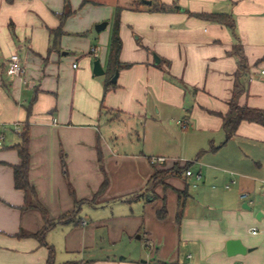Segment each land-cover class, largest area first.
<instances>
[{"label": "crops", "instance_id": "0c3cea01", "mask_svg": "<svg viewBox=\"0 0 264 264\" xmlns=\"http://www.w3.org/2000/svg\"><path fill=\"white\" fill-rule=\"evenodd\" d=\"M156 3L172 10H151ZM201 13L227 14L233 27L189 15ZM116 26L122 68L113 74ZM12 54L23 77L6 73ZM261 72L264 0H0V264L48 255L27 235L44 221L21 210L26 196L13 183L24 129L27 178L48 218L91 202L79 225L46 233L55 264H264V126L243 121L224 143L221 118L235 85L237 105L264 111ZM187 162L190 176L151 187L154 170ZM230 240L247 251L228 255Z\"/></svg>", "mask_w": 264, "mask_h": 264}, {"label": "trees", "instance_id": "16d2710c", "mask_svg": "<svg viewBox=\"0 0 264 264\" xmlns=\"http://www.w3.org/2000/svg\"><path fill=\"white\" fill-rule=\"evenodd\" d=\"M67 7L68 6L66 5V9L60 15L59 27L54 32L56 37L61 34L62 25L65 19L70 14V11ZM151 10L164 13V12L171 11L172 7L167 6L163 3H156L155 5H153ZM189 15L192 17L198 18V19L223 24L229 28L233 27L232 19L227 14L201 13V14H189ZM120 48H121V41L119 39L117 26H116V28L114 29V32L112 33L111 42H110V52H109V64H110V68L113 74L122 68L121 63L119 62ZM114 86L115 84H112V83L110 84L108 82V84L105 87V91L114 89ZM237 94H238V89H237V85H235L234 90H233L232 100L228 103V111L225 115L221 116L222 129L225 133L224 143L234 137L238 125L243 121L256 123V124L264 126V111L237 105L235 102V97L237 96ZM13 148L16 150L18 157L20 158V164L18 166L13 167L14 187L17 190L23 191L26 196V204L22 207L21 210L22 211H25L28 209L37 210L40 213L44 221L43 227L37 233L27 234V235L36 239L40 245L46 247L48 251L46 264H55L54 263V250L51 246H48L45 242L46 233L57 225H62V226L79 225L80 220L78 216L80 213L81 206L84 203H91V202L90 201L75 202V206L72 212L64 214L60 216L59 218H57L56 220H50L48 218L46 209L37 200L35 190L31 186L27 178L28 165H29V153H28V134H27L26 129H24V131L20 135V142L17 145L13 146ZM213 149H216V148L212 147L211 150ZM189 166H190V163L187 162L182 167H179L178 164H174V166L168 170H163V171L154 170L149 183L151 184V187H154L157 184H161L163 179L167 177L178 176L179 174L188 171ZM62 170L64 171V175H65L66 171H65L64 158H62ZM105 187H106V181L102 183L99 193H101L105 189ZM70 192L72 193L71 189H70ZM186 198H187V192L185 190L182 192L181 191L178 192V218L181 215V212L184 206V200ZM156 215L158 219H164L166 215V211L164 207L158 210ZM17 236L23 237V236H26V234L21 232ZM64 264H75V263H64Z\"/></svg>", "mask_w": 264, "mask_h": 264}, {"label": "built area", "instance_id": "2783aa9c", "mask_svg": "<svg viewBox=\"0 0 264 264\" xmlns=\"http://www.w3.org/2000/svg\"><path fill=\"white\" fill-rule=\"evenodd\" d=\"M73 67L75 68V65H73ZM6 73L8 76L10 77H16V78H20L23 77L25 75V69L22 65V63L20 62V59L18 57V55L16 54H12L9 56L8 62H7V70ZM261 74H264V72H261ZM182 128H185V124H183L182 122L180 123ZM2 139V138H1ZM164 159L163 158H152L151 159V164L153 165H159V164H163L164 163ZM186 176H190L191 172L190 171H186L185 172ZM199 177V176H197ZM228 188V186H227ZM248 193L246 192H242L240 194V199L241 200H246L248 198ZM263 209H264V205H263ZM253 233H255V231H253Z\"/></svg>", "mask_w": 264, "mask_h": 264}, {"label": "water", "instance_id": "95a60500", "mask_svg": "<svg viewBox=\"0 0 264 264\" xmlns=\"http://www.w3.org/2000/svg\"><path fill=\"white\" fill-rule=\"evenodd\" d=\"M143 3H145L147 5L150 4L149 1H143ZM105 26H106V23L98 24V25L95 26V30L97 32L100 31V30H103ZM93 73H94L95 76H102L104 74V71L102 70L98 60H96L93 63ZM116 77H117V74L114 75V77L112 79V83H115ZM226 248H227L228 255H233V254H237V253L243 254L244 252L247 251L245 248H243L241 246L240 242L237 241V240L228 241L227 244H226Z\"/></svg>", "mask_w": 264, "mask_h": 264}, {"label": "rangeland", "instance_id": "374dc122", "mask_svg": "<svg viewBox=\"0 0 264 264\" xmlns=\"http://www.w3.org/2000/svg\"><path fill=\"white\" fill-rule=\"evenodd\" d=\"M194 174V176H195V172L193 173ZM191 178H193V180H191L190 182H189V190H190V192H193V191H195V188H193V184L194 183H197L196 181H195V177H191ZM82 207H83V205H82ZM82 215V214H81ZM41 216V215H40Z\"/></svg>", "mask_w": 264, "mask_h": 264}]
</instances>
